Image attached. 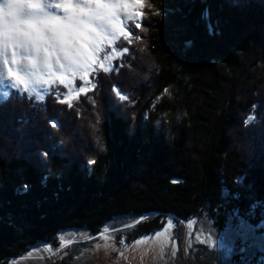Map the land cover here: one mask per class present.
I'll use <instances>...</instances> for the list:
<instances>
[{"label":"trees","instance_id":"16d2710c","mask_svg":"<svg viewBox=\"0 0 264 264\" xmlns=\"http://www.w3.org/2000/svg\"><path fill=\"white\" fill-rule=\"evenodd\" d=\"M142 2L75 99L1 84L0 264L121 217L263 232L264 0Z\"/></svg>","mask_w":264,"mask_h":264},{"label":"snow or ice","instance_id":"6c2138e0","mask_svg":"<svg viewBox=\"0 0 264 264\" xmlns=\"http://www.w3.org/2000/svg\"><path fill=\"white\" fill-rule=\"evenodd\" d=\"M50 7L56 12L46 11L43 0H2L0 53L10 54V67L22 63L26 69L18 84L55 86L58 82L63 89L71 88L66 96L75 99L73 81L82 82L77 87L83 93L93 87L90 72L110 71L108 61L116 52L109 55L105 48H113L119 37L128 39L131 29L126 31L123 21L140 27L137 21L144 5L142 0H51ZM208 242L214 243L211 237Z\"/></svg>","mask_w":264,"mask_h":264},{"label":"rangeland","instance_id":"374dc122","mask_svg":"<svg viewBox=\"0 0 264 264\" xmlns=\"http://www.w3.org/2000/svg\"><path fill=\"white\" fill-rule=\"evenodd\" d=\"M43 2L46 11L56 12L50 7L51 0ZM127 22L123 21L124 26ZM111 60L108 61L109 68ZM10 65V54L0 53V95L5 88L1 84L9 83L19 85L38 97L42 93V85L18 84L26 69L22 63ZM72 88H76L74 95H77L79 89L74 82ZM71 90L69 88L67 92ZM66 100L70 99L66 96ZM145 218H116L94 236L82 230H67L60 234V247L39 244L8 264H248L252 258H259L258 254L264 255V225L262 233L251 227L219 232L206 218L180 222L167 218L161 229L133 238L132 233ZM208 237L214 241L211 246ZM201 240L205 243L201 244ZM257 261H263V257Z\"/></svg>","mask_w":264,"mask_h":264}]
</instances>
